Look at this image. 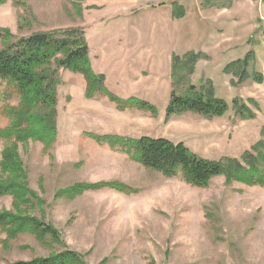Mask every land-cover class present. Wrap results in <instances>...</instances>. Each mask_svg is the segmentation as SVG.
Returning <instances> with one entry per match:
<instances>
[{"label": "rangeland", "instance_id": "rangeland-1", "mask_svg": "<svg viewBox=\"0 0 264 264\" xmlns=\"http://www.w3.org/2000/svg\"><path fill=\"white\" fill-rule=\"evenodd\" d=\"M173 3L184 8L182 18H173ZM97 18L120 34L121 44L143 46L152 61L169 57L170 84L173 55L199 54L184 84L201 91L212 86L214 95L228 104L223 116L212 118L190 112L167 118L166 108L159 111L146 100L156 108V115L126 109L152 119L148 128L152 136L181 142L213 161L239 159L264 141V85L251 79L237 84V78L223 72L252 51L255 59L247 71L264 74V0H4L0 4V29L8 31L12 40L78 29L86 41L88 21ZM97 26L93 24L89 32L92 47L100 36ZM64 73L78 75L57 69L60 102L54 141L49 147L33 139L16 143L27 188L34 194L21 210L53 226L59 240L0 229V264L42 258L64 248L79 253L87 264H264V187L226 183L224 176H218L206 188H196L180 173L164 176L145 169L118 148L96 143L86 135H116L83 132L84 124L71 114L73 102L79 100L70 91L74 80L62 85ZM234 99L245 104L254 118L239 119L232 107ZM17 102L14 86L0 82V130L9 126L1 110ZM5 145L0 140V161ZM7 178L0 173V180ZM101 182L122 183L135 192L102 188L73 198L59 194L77 184ZM13 210L12 197H0V212Z\"/></svg>", "mask_w": 264, "mask_h": 264}, {"label": "trees", "instance_id": "trees-1", "mask_svg": "<svg viewBox=\"0 0 264 264\" xmlns=\"http://www.w3.org/2000/svg\"><path fill=\"white\" fill-rule=\"evenodd\" d=\"M232 1V0H231ZM4 0H0L2 4ZM208 3V2H206ZM173 18L185 15L184 8L173 3ZM8 31L0 29V82H10L18 96L16 106L6 105L1 111L8 119L9 126L0 130V140L6 141L1 152L0 173L8 174L0 180V197L10 195L13 212H0V229L13 232L29 231L40 240L50 237L59 240L53 226L33 216H27L21 207L29 204L34 194L27 188V175L17 155L16 143L38 140L49 147L56 136V88L60 83L57 69H64L81 75L85 81L84 96L93 99L106 97L116 109H138L156 115L154 106L134 98L121 99L105 87V77L95 74L89 62L88 46L83 33L78 29L52 32H37L12 40ZM199 54L189 53L178 57L173 55L171 65V93L165 110V117L185 112L195 113L205 118L221 117L228 110L225 100L214 95L212 86L197 90L193 85L184 84L193 73ZM255 59L251 51L246 56L228 64L223 72L237 78V84L247 79L264 85V74L247 67ZM184 91L178 90L184 87ZM252 106L256 102L249 100ZM236 116L241 120L254 118L250 109L237 99L232 101ZM264 134V130L262 131ZM96 143H106L111 149L118 148L128 153L130 158L145 169L162 173L167 177L180 173L188 184L196 188H206L211 179L224 176L226 183L238 182L251 187H264V141L255 143L239 159L225 157L219 161L204 159L191 152L183 143H173L165 138L140 137L127 139L117 136H96L87 134ZM109 188L126 194L135 191L118 182L97 184H77L60 192L73 198L86 190ZM11 264H87L83 257L68 248L51 253L46 257Z\"/></svg>", "mask_w": 264, "mask_h": 264}, {"label": "crops", "instance_id": "crops-1", "mask_svg": "<svg viewBox=\"0 0 264 264\" xmlns=\"http://www.w3.org/2000/svg\"><path fill=\"white\" fill-rule=\"evenodd\" d=\"M86 19V18H85ZM85 37L91 69L105 77L107 90L119 98H138L155 105L159 111L165 110L171 89L168 60L162 61L158 56L152 61L149 52L143 46L134 43L121 44L120 34L101 24L102 20L88 21ZM93 24L99 25V40L90 44L89 32ZM153 67L157 68L153 70ZM147 72V73H145ZM65 74V73H64ZM72 75V74H71ZM65 74L63 85L71 83L70 91L76 92L79 100L72 105V117L82 123L83 132L110 134L138 139L140 137L156 138L149 133L152 119L137 110L119 111L106 97L93 99L84 97L85 81L79 75ZM227 79V78H226ZM58 93V92H57ZM70 96V95H69ZM59 98L57 106L59 105ZM58 111V110H57ZM58 114V112H57ZM87 126V128H85Z\"/></svg>", "mask_w": 264, "mask_h": 264}]
</instances>
